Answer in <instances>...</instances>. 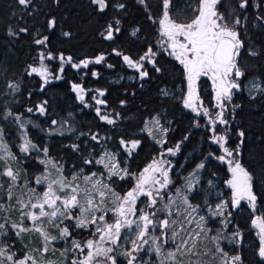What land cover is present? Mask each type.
Here are the masks:
<instances>
[{
  "label": "snow or ice",
  "instance_id": "snow-or-ice-1",
  "mask_svg": "<svg viewBox=\"0 0 264 264\" xmlns=\"http://www.w3.org/2000/svg\"><path fill=\"white\" fill-rule=\"evenodd\" d=\"M138 2L147 7L146 0H138ZM91 3L100 13H104L109 8L117 13H124L127 8L126 3L121 0H91ZM18 4L27 8L32 4V0H18ZM223 5L224 0H195L194 5L187 6L191 16L180 20L170 14L175 8L174 0H161V15L156 18L152 15L148 16L149 20L158 24L160 39L157 41V50L154 51L150 45L138 59H133L132 56L117 49H113V52L116 56L122 57L128 67L135 69L141 80L149 75L145 68L146 63L150 64L157 73L162 71L157 60L162 52L182 66L186 81V93L181 98L182 105L197 116L207 118L209 131L212 133L210 138L223 151V155L215 158L226 163L231 173V178L226 181L232 190L231 200L221 201L213 206L205 199L207 216L201 214L200 204L192 202L196 198L192 194L196 192L197 184H199L198 179L195 184L193 179L197 177L200 170L205 168L204 162L199 163L189 177L184 178L185 183L181 187H176L173 194L172 188L175 182L170 175L173 166L167 157H175L183 141L178 142L174 147L165 148L164 145L168 143L166 137L169 129L164 127L157 117L152 118L155 131L159 133V136H154V139L163 150L139 173H131L127 167L121 168L116 154L105 148L98 156H93L90 152L87 157H82L84 165H101L105 171L85 174L84 168L76 171L74 166L72 175L67 176L64 174L63 165L48 156L47 147H39L27 137L26 133L22 134L23 142L19 145L21 153L28 155L35 151L44 154V158H39V163L44 165V171L33 178L34 185L44 186L42 192H37L35 186L30 187L28 181H21L20 170L13 167V162H18V157L11 151L4 139L3 129L0 128V196L6 197L8 201L15 199L12 207L19 212L18 221L13 222L7 215L8 208L4 203H0V213H4L0 216V264H39L36 258L27 252L18 256L12 250L14 242L8 243V238L10 233L19 239L22 234L36 232L46 242L42 251L47 252L48 242L57 240L58 237L52 236L47 231L44 227L45 222L57 227L59 239L69 244V247L61 253L62 256L67 252L82 254V259L73 256L71 264H148L141 253H154L158 264H168V262L204 264V261L193 260L192 257L209 254L215 262L217 253L220 254L219 264H240V255L229 256L220 247L219 242L222 239L228 240L229 243H236L241 235L239 231H234L230 235L224 234V229L229 223L227 217L232 215L230 211L227 212V216L225 213L229 206L232 208L240 206L241 201H247L255 210L257 196L252 190V175L237 159L240 155L239 145L235 149L226 147L227 137L217 132L216 125L229 123L225 118L227 105L233 99V90H241V80L246 76L245 70L241 67L240 57L241 50L245 49L241 29H246L248 17L242 13L238 14L235 9L244 10L250 6V3L249 0H238L235 7L227 14L220 11V6ZM256 21L260 22L259 26L264 27V15L255 16L253 27H257ZM121 25V18L114 16L101 35L106 40L114 41L122 32ZM55 26V18L50 19L48 28L51 30ZM27 31V28L19 29V33H27ZM138 31L139 29L134 30L131 35L135 36ZM19 33L9 30L10 35ZM64 35L67 36L69 33ZM47 41L48 37L45 36L35 39L34 43L46 46ZM247 55L257 57L261 55V52L250 47L247 49ZM35 59L37 63L30 64L25 72L28 76L42 78L41 91H43L44 85L50 83L51 79L62 78L60 73L64 72L65 63L77 70L87 69L89 64L103 63L105 56L99 55L94 59H85L76 63L71 56L65 57L61 53L57 57L51 52L46 53L41 50ZM54 59L61 61L58 73L55 75L45 64L46 60ZM107 67L111 68L113 65L109 64ZM92 75L95 77L98 73L93 71ZM201 77H207L212 81L215 99L213 107L217 109L215 113L208 107H204L200 100L197 83ZM8 87L19 91V84L10 83ZM71 87L77 94V99L87 107L86 90L83 85L74 83ZM96 91L100 97L105 96L103 90ZM253 91L264 94V83L253 80L249 88L250 96ZM164 94L168 95L167 92ZM92 99L97 105H107L106 100L97 99L95 96ZM120 103L123 105L125 102ZM46 105L47 101L42 102L36 106V111L44 115L47 111ZM26 111L32 113L34 109L29 107ZM95 112L100 120L108 125L116 124L120 117L119 113H116L114 118L111 114H102V109L99 107L95 109ZM9 117H12L20 128L25 127V122H21L20 115L8 110L2 118ZM57 123L56 120L52 121V125ZM64 123L67 121L62 122L54 131H60L61 134H63L62 129L68 132L75 131L73 127L64 129ZM195 126L200 125L197 123ZM146 129L149 135H153V129L148 128L147 121ZM243 135V132L239 133V136L243 137ZM90 138L97 144L101 142L98 134H91ZM184 139L187 140L188 137L185 136ZM139 144L138 140L130 142L120 140V145L125 148L129 156L139 147ZM70 147L75 152L81 151L79 144H72ZM209 155L213 154L209 153ZM113 177L120 180L132 179L133 185L121 194L111 183ZM208 183L212 185L211 180ZM196 194L199 195L198 192ZM142 197L145 199H141ZM138 205L142 206L138 207ZM109 213H111V220L108 219ZM217 217H225L221 221L223 228L216 230V235L209 236V232L214 231L208 226L209 222ZM26 222H31V226H27ZM252 224L259 229L258 254L264 258V218L257 216L252 220ZM76 230H91L90 235L95 238L78 240L73 235ZM204 240L212 241L214 249L202 247ZM169 243L172 247L165 250V245ZM145 245L149 247L146 249ZM48 264L52 262L49 261Z\"/></svg>",
  "mask_w": 264,
  "mask_h": 264
},
{
  "label": "trees",
  "instance_id": "trees-1",
  "mask_svg": "<svg viewBox=\"0 0 264 264\" xmlns=\"http://www.w3.org/2000/svg\"><path fill=\"white\" fill-rule=\"evenodd\" d=\"M121 2L127 5L124 13H117L112 8L100 13L91 0H32V4L27 8L19 5L18 0H0V128L3 129L11 151L18 157L14 168L20 170L21 181L41 171L39 158H44V154L33 151L26 155L19 151V124L12 117L2 118L8 110L21 116V122H25L24 128L28 132L27 137L34 144L41 148L47 147L51 157L60 158L65 162L63 165L74 164L77 169L85 168L82 163V157L85 156L83 144L90 141L91 134L100 135L108 129V135L117 146L120 145L121 139L129 142L140 141L139 147L131 156L126 153L120 156L121 160L128 162L123 163V167H127L131 173L140 172L158 154V149L149 142L146 135L138 132L142 124L157 115L160 110H163L165 118L171 121L167 134L168 143L164 147H172L183 141L180 147L181 156L192 151L195 137L191 130L190 117L181 113L179 103L173 97L158 94L160 88L174 90L182 82V72L178 67L172 63L164 64L162 57H159L158 65L162 71L155 82L139 89L126 84L116 86L110 82L111 78L118 77V73L123 74L121 59L112 55L113 49L137 58L153 44L152 21L148 16L156 18L161 15V0H146L147 7L141 5L138 0ZM237 3L238 0H224L220 11L227 14ZM249 3L250 6L244 10L235 9L238 14L242 13L248 17L246 29H241L245 49L241 50L240 63L246 72L241 82L244 84L247 80L257 78L259 82L264 83V27L259 26V21H256L257 27H253L255 16L264 15V0H249ZM114 16L121 18L122 32L114 41H109L104 39L101 33ZM175 16L180 20L185 18L183 14ZM52 18H55L56 26L50 30L48 21ZM20 28H27V33H19ZM132 29H139L136 37L131 35ZM9 30L19 34L10 35ZM64 33L69 35L64 36ZM42 36L48 37L45 48L34 43L36 38ZM250 47L261 52V55L248 56L247 49ZM41 50L53 55L62 53L79 62L104 55L105 61L101 63V68L96 67L98 78L85 77L82 83L85 89H99L105 92L103 100L107 101V105L103 109L105 114H111L113 118L116 113L120 114L116 124L107 127L91 108L77 101L71 85L81 84V80L71 69H65L61 81L52 83L41 91L40 79L37 76H28L25 72L30 64L37 63L35 58ZM109 64L113 67H107ZM9 76L14 79L8 80ZM10 83L19 84V91L10 89ZM44 101H47V111L41 115L36 111V106ZM121 101L126 105H122ZM29 107L34 109L32 113L26 111ZM208 107L212 106L209 104ZM228 107L232 108L228 119L230 123L218 128L220 133L229 137L231 143L238 144L242 141L240 161L252 175V190L257 196V210L264 218V94L253 99L240 93L232 99ZM53 120L58 122L57 125H52ZM27 121L31 123H26ZM64 121H67L64 123V129L73 127L75 131L62 129L63 134L54 131ZM240 132L244 133L243 137L239 136ZM81 133L85 135H80ZM185 136L188 137L186 141ZM231 143L229 142L230 145ZM72 144H79L81 151L75 152L69 148ZM199 161L194 160L191 166L197 165ZM213 165L217 168L214 172L219 177L224 176L223 170L212 160L207 161L205 169L210 166L213 169ZM211 171L213 170L210 169ZM124 183L120 182L117 186L122 188ZM248 215V212L245 213L238 223L241 224L244 220L242 223L249 224ZM247 224L242 231L246 229ZM10 239L12 241L15 238ZM249 240L244 243L251 253L249 264H264L255 255L258 245ZM240 254L247 264L242 247Z\"/></svg>",
  "mask_w": 264,
  "mask_h": 264
},
{
  "label": "rangeland",
  "instance_id": "rangeland-1",
  "mask_svg": "<svg viewBox=\"0 0 264 264\" xmlns=\"http://www.w3.org/2000/svg\"><path fill=\"white\" fill-rule=\"evenodd\" d=\"M180 2H182V4H184V5L181 4L182 6H184V8L182 9V10H184V12L190 11L189 8L187 7L189 4H193V5L195 4V0H180ZM174 9H176V7ZM178 9H176V10H178ZM170 14H171V12H170ZM23 34H25V33H23ZM40 38H43V36L39 37V39ZM36 39H38V38H36ZM44 48H45V46H44ZM59 55L60 54H57L54 56L58 57ZM112 55L117 57V58L120 57V56H116L114 52L112 53ZM64 56L69 57L67 55H64ZM170 58L173 59L172 57H170ZM120 59H121V64L123 63L121 65V68L122 67L126 68L127 70H129L130 74L128 76H123L122 73H118V77L111 78L110 82L116 86L125 85V84L127 86H129V85H132L131 83L137 82L138 80H140L139 74L136 72V70L128 67L123 62L122 57H120ZM73 61L76 63H79V61H75V60H73ZM176 63L179 65L178 62H176ZM45 64H47L49 66L50 70L55 75L58 73V69L61 65V61L59 59H54L52 61L46 60ZM100 65L101 64L92 63V64H89L87 69L81 68L79 70L72 68L71 65L67 64V63H65L63 66H64V71H65V69H71L73 72H76L79 80H81V84L83 85L82 79H84L85 77H91V78H95V79L98 78V75L94 77L92 75V72L95 71L97 73L96 67L99 69ZM148 65H150V64H147V63L145 64L146 69H147ZM63 73H60V75L62 76L61 79H51L50 83H48L47 85H44V87H46L52 83L61 81L63 79ZM38 78L40 79L41 85H42V78H40V77H38ZM11 79H14V77L9 76L8 80H11ZM253 80H256L259 82V80L257 78L250 79L249 81L247 80L244 84H242V82H241V90L240 91L233 90L234 94L235 93H238V94L244 93L245 96L248 98H252V97H255L257 95H260V93H258L256 91H253L251 93V96L249 95V88L251 87V82ZM207 82H210V84H211L210 92L212 94H214V88L212 85V81L207 77H201V79L197 83L199 96H200V91H202L201 84L206 85ZM85 90H86L85 101L88 104L87 107L91 108L95 114H96L95 109L99 107L102 109V114H105V111H104L102 105H97L95 103V100L92 99V97H94V96L97 99H103L104 96L100 97L96 91L97 89H85ZM165 92H167L168 95H165L164 94ZM185 93H186V81L184 82V89L177 91L179 99L182 98L185 95ZM163 94L165 96H170V95H172V92H170L168 90H163ZM75 97L77 99L76 93H75ZM87 100H89V102H87ZM200 100L202 101L201 97H200ZM211 100L213 102L212 104L214 105L215 104L214 96L211 97ZM77 101L79 103H81L78 99H77ZM81 104H84V103H81ZM209 109L213 113H215L217 111V109H215L213 106ZM230 109H232V108L230 107ZM230 109L227 105V111H225V118L226 119L230 118V114H229ZM193 116H194L193 117L194 118V125L192 126L191 130H192V133L194 134L195 139H194L192 151L185 154L184 156H181V150H180L175 157L168 156L167 159L171 160L172 166H173L172 172L170 173L172 179L175 182V185L172 188L173 194L175 193V188L181 187L185 183L184 178L189 177V174L192 173L194 171V169H196V166L201 162H204V164L206 165L207 161L212 160L215 164L218 165L220 170H223L224 176L219 177L218 174L216 172H214V171H217V168L215 167V165H213V169H212V166H210V168L208 167L207 170L205 168L200 170L199 173L197 174V177L193 179L194 184L196 183L197 179L199 180V184H197L196 192H194L192 194V195L196 196V198L194 200H192V202L195 204H200L201 205V214H204L207 216L208 210H207V206L204 204L205 199H207L208 204H211L213 206L216 203H219L221 201H225V200L230 201L231 200L232 190L226 184V181L231 178V173L229 172L228 165L226 163L221 162L215 158L217 156L223 155V151H222V149H220L219 145L213 143L211 138H210L212 133L209 131L210 126L207 123V118L203 117V116H197L195 113H193ZM154 117L159 118L160 123L164 127L168 128L167 126L169 125V121H164L162 118V115H156ZM147 122H148V128L153 129V135H149V132L146 129V124L144 125L143 129L138 132V134L147 135L148 137L151 138L153 143L156 144L155 146L158 147L157 149L159 151L157 152L158 154L154 158H157L159 156V153L163 150L161 148V146L159 144H157L155 139H154V136L158 137L159 133H157L155 131V127L152 124V118ZM197 123H199V125H200L199 127L195 126ZM106 125L110 126L107 123H106ZM218 126H220V127L224 126L225 127L226 125H219V124L216 125L217 132L219 134H222V133H220V129L218 128ZM108 131L109 130L106 129L104 131V133L99 135V137L101 138V142L99 144H97L96 141H92L91 139L89 142H86L83 144L82 150L84 149V151H83L85 154L84 157H87L90 152L92 153L93 156H98L106 148L108 151L116 154V159L120 163V167L124 168L122 166V164L123 163L127 164L128 162L125 159L121 160L120 156L122 155V153L127 154V152H126L124 147H122L121 145L117 146L112 142V137L108 135ZM24 133H26V134L28 133L26 128H20L18 130V138H17L18 146L23 142L22 141V134H24ZM222 135H226V134L224 133ZM226 137H227V135H226ZM4 139L7 142V139L5 137H4ZM229 142L231 143V141L229 140V137H227L226 147H228L230 149H235L239 145L240 155L237 157V159L240 160L241 147H242L241 142H239L238 144L231 143V145L229 144ZM9 147H10V145H9ZM172 147H174V146H172ZM69 148H71V147L69 146ZM10 149H11V147H10ZM209 153H212L213 155L210 156ZM48 156L51 157L49 154H48ZM51 158L53 159V161L59 162L62 165L65 163L60 158H58V159H54L53 157H51ZM197 159H198V161L200 159L199 163L197 165L195 164L194 166H191V164L194 162V160H197ZM152 160L149 163H151ZM14 165L15 164L13 162V167H14ZM74 166H75L74 164L73 165L72 164L63 165L64 174L67 176H71L72 175V169ZM84 166H85V168L83 167L84 170L87 168L85 170V174H87L89 172L99 173V172L105 171L101 165L93 164V165H84ZM41 167L42 168H41V171L39 173H37L36 175H29L26 180H22V181H28L30 187L35 186L37 192H42L44 190L43 185H34V183H33V178L36 176H39L44 171V165L41 164ZM75 169H76V171H79V169H77L76 166H75ZM210 169L213 171L210 172ZM137 173H139V172H137ZM2 179H6V178H2ZM210 180L212 181L211 186L208 183V181H210ZM120 182H125L123 184L124 187L119 188V186H117V184H119ZM111 183L117 192L123 194L129 188L132 187L133 180L132 179L120 180L117 177H113ZM197 192L199 193V195L196 194ZM25 199H27V198L25 197ZM141 199H145V198L142 197ZM190 199H191V196H190ZM0 203H4L5 206L8 208L7 215L9 217V219L13 222L18 221L19 212L16 211L15 208L12 207V205L15 204V199H13L12 201H8L6 197L0 196ZM140 206H142V205H138V207H140ZM16 207H18V205H16ZM182 210L183 209L181 208V211ZM228 211H230L232 213V215L230 217H227L229 223L227 224V227L224 229V234L230 235L234 231H239L241 235L238 238V240L236 241V243H229L228 240L222 239L219 242L220 247L225 252H227L229 254V256L237 255V254L240 255V257H241L240 264H245L243 261L242 255L240 254V250L242 247L244 249V255L246 256V262H247V264H249V262L251 260V253H250V250H247L248 249L247 244L244 245V243L247 242V239H250L249 241H255L256 244L258 245V249H257L256 254H255L256 258L259 261L264 262V258H261L258 254L259 253V246H260L259 229L252 224V220L255 219L257 216L262 217L261 214L257 210V204H256V209L253 210L251 208V205L247 201H241L240 206H238L236 208H232L231 206H229V208L226 210V213H225L226 216H227ZM247 212L249 213L248 218L250 217L249 224L242 223L244 220H242L241 224H239L238 221H240V218L243 217L245 215V213H247ZM2 215H4V213H0V216H2ZM224 218L225 217H217L214 219V221L210 220L208 226L210 228H212L214 231L209 232V234H208L209 236L216 235V230H220L221 228H223L221 221ZM108 219L111 220V213H109ZM65 223H68V222L65 221ZM26 224H27V226H31V222H26ZM246 224L248 226L246 227V229H244L242 231V229L244 228V226ZM44 227L47 229V231L52 236L58 237L57 240L48 242L47 246H48L49 250L47 252L42 251V249L45 247L46 242L43 240V238L40 236V234H38L36 232H29L26 234H22V237L19 239H17L13 234L10 233V236L8 238V243L12 244L14 242V247L12 250L15 251L18 256L22 255L23 252H27L28 254L33 255L36 258V260L39 262V264H48L49 261L52 262V264H71V259L73 258V256H75L77 259L83 258L82 254H80L79 252H75V253L74 252H67L65 255L62 256L61 253L64 252L65 248L69 247V244L67 242H65L64 240L59 239L57 227H55L52 224H48L47 222H45ZM193 227H194V225H193ZM90 231L91 230H87V231L86 230H76V231H74L73 235L78 240H81V241H85L89 238H95V237H92L90 235ZM13 237L15 239H13L11 241L10 238H13ZM125 247H127V245H125ZM148 247H149L148 245H145L146 249ZM171 247H172V245H171V243H169V244L165 245V250H167ZM202 247L207 248V249H214V243L210 240H204ZM85 251H87V250H85ZM141 256H143V259L145 261H147L148 264H158V261L156 260L154 253H152V254L141 253ZM216 256H217V259L215 260V262H213V258H212L211 254H209L207 256H200V257L194 256V257H192V259L193 260H197V259L202 260V261H204V264H219L218 258L220 256V254L217 253ZM121 259H123V258H121ZM168 264H171V262H168Z\"/></svg>",
  "mask_w": 264,
  "mask_h": 264
},
{
  "label": "flooded vegetation",
  "instance_id": "flooded-vegetation-1",
  "mask_svg": "<svg viewBox=\"0 0 264 264\" xmlns=\"http://www.w3.org/2000/svg\"><path fill=\"white\" fill-rule=\"evenodd\" d=\"M174 2H175V7H176V9H178V10H176V9H173L172 11H171V15H173V16H175L176 14H178V15H181V14H183V15H185V17H190L191 16V12L190 11H185L184 12V10H182L183 8H184V6H182V5H184V4H182V2H180V0H174ZM182 4V5H181ZM176 17V16H175ZM152 27H153V33H154V37H153V44L151 45L152 47H153V50L155 51V50H157V41L160 39V37H159V35H158V24H156V23H153V21H152ZM133 30H136V29H132L131 30V32L133 31ZM134 37H136V35L134 36ZM147 50V48L142 52V53H140V55H143V53L145 52ZM139 55V56H140ZM139 56L137 57V58H133V59H138L139 58ZM159 57H162V61H163V63L164 64H168V63H172V64H174L176 67H178L180 70H181V72H182V76H183V79H182V82L177 86V88L176 89H174V90H170V89H167V88H160L159 90H158V94L159 95H161V96H165L164 94H163V90H168V91H170V92H172V95H170L169 97H173L175 100H177L178 101V103H179V108H180V111H181V113L182 114H184V115H186V116H188V117H190V121H191V124H192V126L194 125V116H193V112L190 110V109H186V108H184L183 107V105H182V101H181V98L179 99V96H178V94H177V91L178 90H183L184 89V82H185V79H184V75H183V69H182V67L180 66V65H178L177 63H176V61L174 60V59H171L166 53H161L158 57H157V60L159 59ZM124 62V61H123ZM123 64V63H122ZM159 66V65H158ZM122 70H123V76H128L129 74H130V72H129V70H127L126 68H123L122 67ZM147 70H148V72H149V75H148V77H146V78H144L143 80H138L137 82H133V83H131L132 84V86L133 87H136V88H143L146 84H151L152 82H155V79L156 78H158V77H160V75H161V72L160 73H157L153 68H152V66L151 65H148L147 66ZM201 89H202V91H200V97H201V99H202V102H203V105L205 106V107H208V105L210 104L211 106H213V102H212V100H211V97H213L214 96V94H212L211 92H210V87H211V84H210V82H207L206 83V85H204V84H201ZM236 95H238V93H235L234 95H233V99H234V97L236 96ZM123 105H126V104H123ZM102 107H104V105H102ZM209 108V107H208ZM162 111L163 110H160V112L157 114V115H162V118H163V120L164 121H169V125L167 126L168 127V129H169V126H170V123H171V121L169 120V119H166L165 118V116L163 115V113H162ZM156 116V115H155ZM150 119H148V120H146V121H149ZM146 121L142 124V128H141V130L143 129V127H144V125L146 124ZM106 124V123H105ZM107 126V125H106ZM107 127H109V126H107ZM140 130V131H141ZM169 132V131H168ZM168 134V133H167ZM142 135H145V134H142ZM147 136V135H146ZM148 137V136H147ZM167 138V140H168V137H166ZM148 140H149V142L151 143V144H153V145H156V144H154L153 143V141L151 140V138L150 137H148ZM158 147H156V149H157ZM159 151V150H158Z\"/></svg>",
  "mask_w": 264,
  "mask_h": 264
},
{
  "label": "bare ground",
  "instance_id": "bare-ground-1",
  "mask_svg": "<svg viewBox=\"0 0 264 264\" xmlns=\"http://www.w3.org/2000/svg\"><path fill=\"white\" fill-rule=\"evenodd\" d=\"M249 81V80H248Z\"/></svg>",
  "mask_w": 264,
  "mask_h": 264
}]
</instances>
